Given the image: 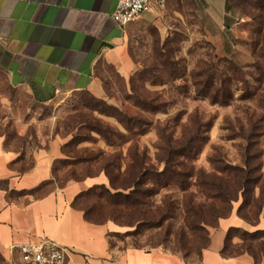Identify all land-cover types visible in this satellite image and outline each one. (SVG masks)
<instances>
[{
  "label": "rangeland",
  "instance_id": "obj_1",
  "mask_svg": "<svg viewBox=\"0 0 264 264\" xmlns=\"http://www.w3.org/2000/svg\"><path fill=\"white\" fill-rule=\"evenodd\" d=\"M253 2L254 0L229 1L228 10L233 17L232 29L224 35V44L211 38L218 34L217 28L202 14L197 0H172L168 7L165 6L161 16L140 17L134 21L136 26L128 42V65L123 68L105 61L98 66L97 73L102 82L100 94L75 92L60 95L52 102L43 104L36 102L24 89L14 87L8 76L0 71V135L5 137L8 144L16 147L40 143L44 145L58 139L64 153L62 158L70 159L68 162L58 161L55 164V183L58 186L72 180L82 181L106 175L103 166L108 160H117L124 169L130 162L134 139L140 154L145 152L148 162L162 168L163 164H159L157 159L158 128L178 140L194 131L190 123L193 116L212 124L211 129L205 133L206 144L192 159L197 169L207 173L213 172L214 166L210 161L212 157L222 164H242L248 145L244 135L250 132L252 123L261 113L258 99H240L242 90L236 89V85L242 86L243 83L239 82L233 84L236 89L235 98L230 105L212 104L208 97H201L196 93L190 73L193 70H211L215 67L227 78L229 59L241 65L252 63L249 16L258 11L251 6ZM162 55H167L169 61L165 62L166 57ZM166 63L173 64L177 69V76H169V69H165ZM183 72L185 76L181 77ZM249 80L253 85V80ZM146 98L159 104V110H143L139 103L140 99ZM126 116L147 118L152 127L140 136L135 135L134 132H128L120 120ZM107 126L112 129L108 131L112 144L99 133V129L106 130ZM262 131L264 121L253 138L258 142L253 145L252 150L261 152L259 161L262 163L261 172L264 177ZM118 132L126 136L119 138ZM223 177L227 187L228 183L234 182L230 175L223 174ZM195 179H191L187 193L172 188L161 191L151 199L149 205L152 211L164 210L166 202H171L173 206V217L163 221L159 227L144 228L132 234L135 226L122 225L114 220L106 221L119 227L110 234L112 244L124 249L152 248L162 243L160 246L179 253L188 264H199L201 253L196 249L198 240L184 222L185 202L189 193L193 194L196 204L208 203L210 200L200 192ZM261 183L262 181L256 188L257 193ZM106 185L109 186V182ZM96 201L94 198H84L78 206L89 207ZM102 203L96 205L93 214L98 215L109 210L103 201ZM241 203L240 196L238 200L233 201L231 210L224 212L227 216L221 219H209V209L204 210L205 218L209 220L203 223L207 228V236L201 244L206 242L207 247L210 246L205 256L207 263L216 261L215 254L212 255L216 243L209 244L212 234L219 231L223 219L228 220L235 216L236 222L247 230L264 228L263 214L260 222L255 225L253 206L247 207L250 221L238 215L237 210ZM180 231L184 233L183 236L178 235ZM248 245L260 252L257 260L254 259L256 264H264V254L259 250L262 246L264 251V245L256 241L244 242L240 234H234L227 241V253L231 256L246 254ZM178 248L182 251L177 252ZM221 257L229 259V256ZM0 264L10 263L0 254Z\"/></svg>",
  "mask_w": 264,
  "mask_h": 264
},
{
  "label": "crops",
  "instance_id": "obj_2",
  "mask_svg": "<svg viewBox=\"0 0 264 264\" xmlns=\"http://www.w3.org/2000/svg\"><path fill=\"white\" fill-rule=\"evenodd\" d=\"M171 1L163 5L155 1L141 18L161 16ZM197 3L217 28L211 38L222 44L232 29L228 0ZM116 4V0H0V71L14 87L43 104L75 92L100 94L98 66L105 61L128 65V42L136 26L113 20ZM62 157L58 139L16 147L0 135V254L8 263L18 262L19 245L49 238L68 248L65 264H188L164 246H114L110 234L119 229L116 224L91 223L72 205L80 192L108 184L107 176L63 186L50 183L54 163ZM235 218L223 219L212 234L209 245L216 243L212 264H256L247 253L228 260L221 257L229 227L241 226ZM209 248L203 250L199 264H209L205 259Z\"/></svg>",
  "mask_w": 264,
  "mask_h": 264
},
{
  "label": "trees",
  "instance_id": "obj_3",
  "mask_svg": "<svg viewBox=\"0 0 264 264\" xmlns=\"http://www.w3.org/2000/svg\"><path fill=\"white\" fill-rule=\"evenodd\" d=\"M228 0V8H229ZM258 10L249 16L250 31V54L253 58L252 63L241 65L234 60H228L227 78L223 73L214 69L205 68L204 70H193L190 74L194 89L201 97H208L212 104L221 106L230 105L235 98V90L241 89L240 99H249L255 97L258 99V106L261 113L252 123L250 132L244 135L248 145L243 156L242 164L227 165L218 163L217 158H210L214 166L213 172L207 173L202 169H197L192 163L194 159L203 149L207 142L205 133L211 129L210 122H204L198 116L191 118L194 131L190 135H184L178 140H174L170 133L162 128L159 130V152L157 159L159 167L148 162L146 153L140 154L138 151L137 141L134 142V149L130 152V162L122 169V165L117 160H108L104 163L103 170L108 177L109 186L106 184H95L88 189L80 192L74 199L72 205L83 211L87 221L94 224H104L108 220L120 222L122 225L134 227L132 234H136L141 229L159 227L162 222L173 217V206L171 202L165 203V209L159 211L150 210L151 199L163 190L179 189L188 192L192 178L198 186L203 196L210 200L208 203H194L193 194L189 193L185 202L184 222L192 231L198 240L197 250L200 256L207 243L201 244L202 240L207 236V228L204 226L205 220H215L226 217L224 213L231 210L233 201L242 197V203L238 207V215L244 220L250 221L247 207H254L255 225L260 222V217L264 216V177L261 172L262 163L259 161L260 150L253 151L258 141L253 140L257 129L264 121V0H254L251 5ZM165 62H168L167 55ZM216 65V64H215ZM212 67V68H213ZM165 69L171 77L177 76V69L172 63H166ZM166 71V70H165ZM185 76L184 72L180 74ZM250 79L253 80L252 85ZM242 82L243 85H236ZM233 84L237 87L234 89ZM239 86V87H238ZM150 101L149 99H140V107L149 112L158 111L160 105ZM128 132H134L135 135H142L152 127L151 121L144 117L126 116L120 118ZM112 129L107 126L106 130L99 129V133L112 144L108 131ZM264 131L261 132L263 134ZM119 138L125 137V134L117 133ZM114 143V141H113ZM255 150V148H254ZM69 158H60L55 161L53 167L54 178L50 183L56 181L55 164L56 162H68ZM86 160V159H85ZM223 174L230 175L234 180L232 184L225 182ZM259 192H256L257 186ZM84 198L97 199L89 207H79L78 203ZM104 204L109 210L102 214H93V209L98 204ZM219 205V206H218ZM101 208V207H98ZM205 209H209V219H206ZM183 232L178 233L183 236ZM240 234L244 242L256 241L264 245V228L247 230L241 226L229 227L225 245L222 249L224 256H231L227 253V241L234 236ZM162 243L158 244L160 246ZM264 254L263 247L260 249ZM181 252L182 249H176ZM202 251V252H201ZM246 253L257 260L260 252L255 251L252 246L248 245L245 249Z\"/></svg>",
  "mask_w": 264,
  "mask_h": 264
},
{
  "label": "built area",
  "instance_id": "obj_4",
  "mask_svg": "<svg viewBox=\"0 0 264 264\" xmlns=\"http://www.w3.org/2000/svg\"><path fill=\"white\" fill-rule=\"evenodd\" d=\"M155 1L161 5L165 2V0H116V8L111 17L123 26L128 25L149 12ZM18 251L20 258L16 264H65L69 254L66 246L49 238L23 243L18 246Z\"/></svg>",
  "mask_w": 264,
  "mask_h": 264
}]
</instances>
